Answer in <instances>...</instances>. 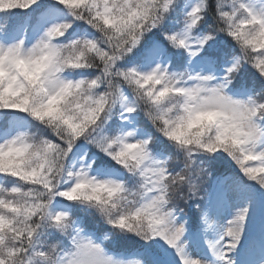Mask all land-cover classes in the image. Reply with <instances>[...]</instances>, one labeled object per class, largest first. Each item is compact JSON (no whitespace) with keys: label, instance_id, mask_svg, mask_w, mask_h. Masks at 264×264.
<instances>
[{"label":"snow or ice","instance_id":"obj_1","mask_svg":"<svg viewBox=\"0 0 264 264\" xmlns=\"http://www.w3.org/2000/svg\"><path fill=\"white\" fill-rule=\"evenodd\" d=\"M0 264H264V0H0Z\"/></svg>","mask_w":264,"mask_h":264}]
</instances>
